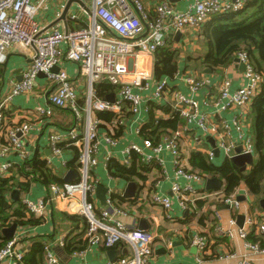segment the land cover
I'll return each instance as SVG.
<instances>
[{"label":"built area","instance_id":"obj_1","mask_svg":"<svg viewBox=\"0 0 264 264\" xmlns=\"http://www.w3.org/2000/svg\"><path fill=\"white\" fill-rule=\"evenodd\" d=\"M46 1L0 0V63L6 60V52L12 46L23 48L31 54V61L21 80H11L4 98L0 100V139L5 140L0 145L1 154L13 152L23 161L30 157L25 143L26 137L34 128V123L30 121L31 115L28 121L9 125L5 111L15 96L33 92L38 77L41 73L44 74L52 86L48 95L50 107L38 108L36 113L41 117H50L53 108L57 107L69 108L75 116V125L71 129L50 132L52 158L48 159V162L53 164V159L61 157L66 147L78 148L79 178L62 184H50L46 199L26 202L27 213L41 217L46 205L54 201L66 206L74 204L75 212L87 219L84 238L90 246L111 248L120 242L126 244V254L106 264H156L154 236L126 225L121 219L126 216V210L121 206L112 205L111 197L107 208H100L94 202L92 196L96 192L98 180L92 171L100 163L101 141L111 149L116 146V130L128 125V114L134 117L133 122L140 120L143 103L148 112L150 102H174V108L182 118L187 122H196L205 134L217 138V147L226 157L231 158L236 148L241 146L242 154H252L255 158L257 155L253 137L246 127L249 125L248 117L253 99L261 91L263 74L255 69L246 52H238L236 59L239 61H235L245 65L246 84L232 91L231 81L224 80L219 88V96L214 100H205L206 105L212 104L213 107V112L208 113L200 109L197 100L174 89L168 79L154 80L152 70L156 50L167 44L171 33L189 28L197 29L213 16L242 10L251 0H195L190 7L182 11L176 10L169 0H154V14L143 0H82L90 8L88 25L68 32L58 29L43 31L37 14ZM63 44L66 48L62 47ZM66 58L78 65V78H87L88 88L83 96V106L78 102L81 94H78L79 83L61 67ZM101 81L117 86L114 101L99 97L95 93L94 85ZM183 81L191 92H197L205 86V80L191 72L183 77ZM152 84L154 87L151 94H144L150 90ZM225 111L232 112L230 120L221 116ZM97 112L113 113L115 120L105 123L97 117ZM216 115L219 116L220 122L214 120ZM102 125L106 131L101 138L99 130ZM230 126L237 130V140L227 139ZM142 131L143 125L140 124L137 133L142 134ZM185 132L186 127L181 131L172 132L171 138L157 145L145 137L142 144L130 143L123 151L128 156L125 164L129 165L130 159L136 153L141 156L144 164L150 165L152 155L147 154V150L151 149L155 153L166 150L174 156L177 176L204 185V174L190 172L185 168L179 144V139ZM207 156L213 160L214 150H210ZM112 157L111 151L108 150L104 163H109ZM0 172L9 177L12 174V164L3 163L0 165ZM172 190L185 209L195 208L197 200L207 201L210 198L230 207L233 214L229 219L230 228L226 231V236L231 239L239 236L244 240L247 250L246 257L239 264H253L252 256L264 255V246L247 239L254 229L257 233L264 234V223L248 215L243 226L238 225L236 214L241 202L236 194L197 191L190 183L181 185L178 182L173 183ZM153 201L165 209L172 208L168 197L155 194ZM216 217L221 220L219 211H216ZM217 230L223 231L222 226L218 224ZM21 235L17 233L0 249V263L15 257L18 264H26L23 263L24 255L16 251ZM193 243L199 250L198 260L201 262L208 256L211 242L205 237L196 236ZM61 245H64V241H61ZM86 250L74 252V255ZM45 253L46 264H64L50 245L45 246ZM218 256L224 258L222 255ZM233 257V252L226 255V258Z\"/></svg>","mask_w":264,"mask_h":264},{"label":"crops","instance_id":"obj_2","mask_svg":"<svg viewBox=\"0 0 264 264\" xmlns=\"http://www.w3.org/2000/svg\"><path fill=\"white\" fill-rule=\"evenodd\" d=\"M70 1L72 0H47L43 4L37 14V20L42 26L43 31L50 32L54 29H58L63 32H68L78 30L79 28H83L88 25L90 8L85 2V6L81 5L77 1L72 2L67 14V23L60 20L67 4ZM143 1L148 6L151 13L154 14V0ZM194 1L195 0H169L170 4L178 11L187 9L194 3ZM80 21L84 23V26L79 27V25H81V23H79ZM181 33L182 37L179 41H176L174 36H170L175 43L174 47H178L182 49V51L179 61V70L172 79H169V83L174 89L180 90L184 94L197 100L200 103V109L202 111H205L206 113L213 112L212 104L206 105L205 100L207 98L209 100L217 98L219 96L220 85L226 79L231 81L232 91L245 85L246 78L244 70H242L240 68V64H237L235 61L228 67H219L216 70L209 67H197L194 61H191L190 63L187 62V55L193 54L196 57L204 51L203 39L200 38V32H198L197 29L189 28L185 31H181ZM62 47L66 48V45L63 44ZM30 56L31 54L29 51L17 46H12L6 52V60L0 63V100L4 98L9 86L8 83L11 80H21L25 68L31 61ZM61 67L66 69L70 76L77 80L79 83L78 94L81 93L80 98H83L82 94L84 92V86H86L87 83V78L83 76L85 79L82 78V81L81 78H78V65L66 58L62 61ZM152 70L154 76V63L152 64ZM207 70H210V72ZM190 72L195 74L198 78L205 80L204 88L197 92H191L187 84L183 81V77ZM153 87L154 84H152L150 90L145 91L144 94H151ZM51 90L52 86L47 81V78L45 76H39L33 92L15 96L10 101L5 111L8 116L7 123L12 125L28 121L27 119H30L29 115H31L30 121L34 123V128L26 137L25 143L26 148L30 151V157L28 160L32 159L35 155H40L42 160H46L49 168H51L54 174L62 175L65 179L67 173L73 171L75 174L74 180H77L79 178L77 168H68L69 162L74 158V153L71 147L64 148L62 156L53 159V164L48 162V159L52 158V148L49 143L50 132L52 130H69L75 125V116L68 108H53V114L50 117H41L36 113L38 108L50 107L48 95ZM115 91L110 92L107 96L110 94H114L115 96ZM153 104L157 106L154 113L156 123L159 119L171 120L175 114L179 113L174 108V102L167 103L164 101H153L149 104L150 109ZM142 106L143 112L140 120L133 122L134 117L131 114H128V125L125 128L120 127L117 130L115 136L118 139V142L116 146H113L111 149L103 140L101 141L100 163L93 169L92 173L98 180L97 188L99 185H103L108 189L105 194L106 204L103 205L97 197V188L95 194L92 196L94 202L100 208H107L109 206L108 200L111 197L113 200L111 201L112 205L121 206L126 210V216L121 217V219L130 228L143 230L140 228V222L141 220H144V226L146 225L147 229L143 231L154 236V260L156 264H239V262L246 257L245 254L247 253V250L245 242L242 238L235 236L231 239L226 236V231L230 228L229 219L231 214H233L230 207L221 203L219 200L210 198L207 201L197 200L203 203L202 207L197 208L198 205H196L195 208L191 207L189 209H185L182 207L178 197L172 190L173 183L178 182L181 185L190 183L197 191H223L225 193L224 183L218 177L216 178H218L221 182V186L219 188L207 190V181L215 176L204 173V176L206 177L204 185H200L199 182L195 181L189 182L182 176H177L175 174L174 156L169 151L164 150L160 153H155L151 149L147 150V154L152 155V160L149 165L151 170L146 173V180L142 181L138 179L137 181H131L137 184V189L133 198H127L125 196L127 185L130 182L122 178L114 177L109 173V163H104V156L107 155L108 150H110L113 155L110 160L117 159L121 164L127 165L125 163L128 156L127 153H124L123 151L130 145V143L135 142L142 144V140L145 136L143 131L142 134L137 133V127L142 124L144 130V125L148 123L149 114H151L150 109L146 112L145 103H143ZM221 116L230 120L232 112H222ZM180 119L183 121L180 120L176 129L168 127L163 130L164 133L157 142H154L151 138L150 140L155 145L160 144L164 140L171 138L172 132L181 131L186 127L187 132H185L179 139L180 151L185 168L186 166L192 168L190 165V157L192 153H199L207 156V153L210 150H214L215 152V148H218V140L212 135L205 134L197 126L196 122H187L186 119L181 116ZM214 120L216 122H220L219 116L216 115ZM248 123L249 125L246 127V130L252 135L253 142L255 144V136L251 132L249 117ZM103 126L104 125H102L99 130L101 138L106 131L105 126ZM211 138L215 140V147H212L210 143ZM227 139L229 141L238 139V132L235 127L230 126L227 133ZM4 141V138H1L0 145L3 144ZM219 150L220 155L216 156L215 154L213 160L207 156L211 162H219L218 164H220L224 161V159L229 158L225 156L221 149ZM255 152L257 156L255 158L253 157L254 161L258 157L257 151ZM235 154H237L236 150ZM235 154H233L231 158ZM132 160L133 158L130 159L128 163L129 165ZM23 162L24 161L16 153L12 152L2 155L0 146V165L3 163L12 164V174H10V176L17 175V166ZM250 168L251 166H248L247 170ZM186 170L194 173L199 172V170L195 169L192 171L186 168ZM18 178L22 182L27 181V179L23 176H19ZM15 190L18 191V194L13 197L12 193ZM155 194L168 197L172 202V208L168 210L161 205L155 204L153 201V196ZM233 194H236L237 198L242 196V200H239L241 202V207L236 214L237 222L239 215H243L245 218L248 215H251L260 223H264V209L260 205V199L262 198L258 199L255 195L251 194L245 184H241ZM47 195L48 186L39 182H33L28 191H22L18 188L14 189L10 193L9 203L11 204L12 202H16L20 199H22L24 203L28 201L38 202L39 200L46 199ZM225 195L227 194L225 193ZM115 196L119 197L116 198ZM120 197H124L126 200L122 201L120 200ZM188 210L189 212L186 213ZM216 211H219L221 214V220L216 217ZM191 213L193 214V217L187 219ZM66 214L77 215L74 204L72 206H66L65 204L57 201L48 203L43 216H41L43 219L42 223L18 226L15 235L17 233L22 235L19 239L16 251L18 253H22L24 256L27 255L32 249L34 242L33 238L43 237L44 240L49 242L48 245L51 246L53 252L63 261L64 264H106L111 261L107 256V252L109 250L116 251L115 260L126 254V244L124 242H120L111 248L94 245L89 246L88 250L78 255H74V253L68 256L64 255L61 250L64 245H61V241H64L65 244L69 235L77 236L76 239L78 240L85 239L84 232L87 227V225L85 226L83 220H71L65 217ZM218 224L222 226L223 231L220 232L217 230ZM196 236L205 237L211 242V247L208 251V258H205L201 262L198 260L199 250L193 243ZM169 242H171L170 245ZM194 248H196V250ZM231 252L235 253V257L226 258V255ZM213 253L217 255L215 256ZM218 255H222L224 258L221 259ZM251 261L253 264H264V255L252 256ZM0 264H18V262L15 257H10Z\"/></svg>","mask_w":264,"mask_h":264},{"label":"trees","instance_id":"obj_3","mask_svg":"<svg viewBox=\"0 0 264 264\" xmlns=\"http://www.w3.org/2000/svg\"><path fill=\"white\" fill-rule=\"evenodd\" d=\"M81 25L84 23L80 21ZM86 27V26H85ZM81 29V28H79ZM200 32V38L203 39L204 51L199 56L189 54L186 57L187 62L194 61L197 67H209L213 70L219 67H228L236 60V55L240 51L248 54L255 69L263 74L261 91L255 96L251 104L249 121L251 132L255 136V147L258 153L257 159L247 171H242L240 167L231 159L226 158L220 164L211 162L207 156L199 153H192L190 165L193 169L199 170L198 173L209 174L218 177L223 183L225 193L233 194L241 185L245 184L251 194L258 199L264 197V0H251L242 10L238 12H229L213 16L206 21L204 25L197 28ZM172 38H168L167 44L160 47L155 52L154 78L155 80L172 79L179 70V61L182 49L174 47ZM117 86L101 81L94 85L95 93L102 98L115 91ZM83 106L84 98L78 100ZM156 105L150 109L149 121L144 125L143 134L145 138H151L157 142L163 130L171 127L176 129L180 123L179 113L175 114L171 120L159 119L156 123L155 109ZM69 109V108H68ZM73 113V112H72ZM97 117L105 123H112L115 115L108 112H97ZM104 127V126H103ZM120 128V127H119ZM118 128V129H119ZM117 129V130H118ZM116 130V132H117ZM120 134V132H119ZM74 158L69 162L68 168L78 170L79 150L71 147ZM133 160L130 165L121 164L117 159L109 161V173L117 178L125 179L129 182L138 179L145 181L146 173L151 168L144 164L138 154H133ZM194 171L192 168L187 167ZM16 174L10 177L2 175L0 172V249L10 240L4 236L2 230L4 227L17 223L18 226L35 225L42 223L41 217L27 214L26 203L22 199L9 203L10 193L18 188L22 191H28L33 182H39L45 186L52 183L62 184L65 179L62 175H56L49 168L46 160H42L40 155H35L32 159L24 161L17 166ZM19 176L27 179L26 182L19 180ZM118 198L119 196H115ZM120 200H126L120 197ZM197 208L202 207L203 203L196 202ZM71 220H83L85 226L87 219L79 214L65 215ZM193 217L191 213L187 219ZM86 231V229H85ZM85 233V232H84ZM77 236L69 235L61 248L64 255H71L74 252L84 251L90 244L87 239H76ZM251 242H259L264 246V234H259L252 230L247 238ZM31 251L24 256L23 263L26 264H46L45 246L49 242L43 237H34ZM213 255H217L214 254ZM208 258V256H205Z\"/></svg>","mask_w":264,"mask_h":264},{"label":"water","instance_id":"obj_4","mask_svg":"<svg viewBox=\"0 0 264 264\" xmlns=\"http://www.w3.org/2000/svg\"><path fill=\"white\" fill-rule=\"evenodd\" d=\"M74 1H77L81 5H84L85 6V4H84V2L82 0H72V1H70L67 4V6H66V8H65V10H64L61 18H60V20L65 21V23H67V14H68V11L70 9V5ZM170 36H174L175 40L176 41H179L180 38L182 37V33H181V31H177V32H175V34H172L171 33ZM235 61L238 62L239 60L236 59ZM240 68L242 70H244L245 69V65L244 64H240ZM208 72H210V70ZM40 76H45V75L41 73ZM107 99L108 100H111V101H114V99H115L114 94L108 95L107 96ZM210 143H211L212 147H215V140L213 138L210 139ZM241 151H242V147L239 146L236 149L237 154H235L231 158V160L234 163H236L240 167V169L242 171H246L247 168H248V166H251L254 163V158H253L252 154H246V153L242 154ZM215 154H216V156H219L220 155V150L218 148H215ZM74 175L75 174H74L73 171L68 172L67 175L65 176V180H67V181H73L74 180ZM220 186H221V182L219 181L218 178L214 177V178H210L207 181L206 188H207V190H211V189H214V188H219ZM107 189L108 188H106L103 185H99L98 188H97L96 195H97V197L99 198L100 202L103 205L106 204V195L105 194L107 192ZM136 189H137V184L135 182L128 183L127 188H126V191H125V196L127 198H133L135 196ZM17 194H18V191L15 190L12 193V196L14 197V195H17ZM238 200H242V196L239 197ZM260 205L264 209V198L260 199ZM188 212H189V210L186 213H188ZM244 220H245V217L243 215H239L238 216V225L240 227L243 226ZM144 224H145L144 223V220H141V222H140V228L143 229V230L147 229V226L146 225L144 226ZM17 228H18V224L17 223H14L10 227L4 228L2 232H3V234L5 236H7L9 238H12L15 235V232H16ZM194 249L196 250V248H194ZM107 256L109 257V259L111 261H114L115 260V256H116V251L115 250H109L107 252Z\"/></svg>","mask_w":264,"mask_h":264},{"label":"rangeland","instance_id":"obj_5","mask_svg":"<svg viewBox=\"0 0 264 264\" xmlns=\"http://www.w3.org/2000/svg\"><path fill=\"white\" fill-rule=\"evenodd\" d=\"M192 29H195V28H192ZM82 78L85 79V77H82ZM82 78H81V81L83 80ZM86 91H87V83H86V86H84L83 96H85ZM73 210H74V209H73Z\"/></svg>","mask_w":264,"mask_h":264}]
</instances>
